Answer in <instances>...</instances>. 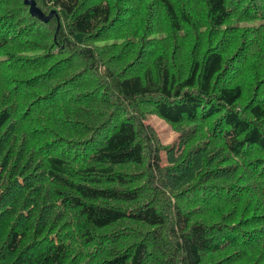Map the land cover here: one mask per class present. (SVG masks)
Returning <instances> with one entry per match:
<instances>
[{
    "label": "trees",
    "instance_id": "trees-1",
    "mask_svg": "<svg viewBox=\"0 0 264 264\" xmlns=\"http://www.w3.org/2000/svg\"><path fill=\"white\" fill-rule=\"evenodd\" d=\"M30 1L0 0V264H264V0Z\"/></svg>",
    "mask_w": 264,
    "mask_h": 264
},
{
    "label": "rangeland",
    "instance_id": "rangeland-1",
    "mask_svg": "<svg viewBox=\"0 0 264 264\" xmlns=\"http://www.w3.org/2000/svg\"><path fill=\"white\" fill-rule=\"evenodd\" d=\"M146 123L152 126L161 144L164 147H169L167 150L161 152V164L168 165L174 163L182 153L184 139L179 137L167 123L154 116L148 117Z\"/></svg>",
    "mask_w": 264,
    "mask_h": 264
},
{
    "label": "water",
    "instance_id": "water-1",
    "mask_svg": "<svg viewBox=\"0 0 264 264\" xmlns=\"http://www.w3.org/2000/svg\"><path fill=\"white\" fill-rule=\"evenodd\" d=\"M25 2H27L28 4H31L32 5V9L35 10L34 9V4L30 0H25Z\"/></svg>",
    "mask_w": 264,
    "mask_h": 264
}]
</instances>
